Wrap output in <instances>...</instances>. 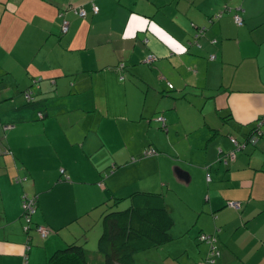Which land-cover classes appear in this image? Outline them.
I'll list each match as a JSON object with an SVG mask.
<instances>
[{
	"label": "crops",
	"instance_id": "1",
	"mask_svg": "<svg viewBox=\"0 0 264 264\" xmlns=\"http://www.w3.org/2000/svg\"><path fill=\"white\" fill-rule=\"evenodd\" d=\"M191 24L203 28L195 40ZM261 118L264 0H0V264H46L66 244L82 246L89 218L99 221L96 209L110 195L161 194L191 182L202 194L196 216L210 215L194 222L193 239L216 238L212 264H264V125L253 146L238 150L228 139L240 143ZM179 124L196 162L173 159L152 142ZM146 147L157 155L141 158ZM55 190L70 204L58 220L49 214L59 203ZM21 195H36L32 225L58 232L74 224L69 240L24 233ZM174 233L139 253L149 264L207 257L209 245H187Z\"/></svg>",
	"mask_w": 264,
	"mask_h": 264
},
{
	"label": "trees",
	"instance_id": "2",
	"mask_svg": "<svg viewBox=\"0 0 264 264\" xmlns=\"http://www.w3.org/2000/svg\"><path fill=\"white\" fill-rule=\"evenodd\" d=\"M222 11H228V8L224 7ZM59 15V18H61V13ZM84 16L77 17L84 18ZM199 29L200 28L196 29L197 32L199 31ZM201 29L202 31L198 33L200 36L203 32V28ZM210 43H214V41H210ZM153 59L154 57H152L150 61H152ZM150 61L145 62L148 63ZM122 67L123 65L121 64L118 68L122 69ZM168 85L169 84H167V88ZM22 97L25 103H29L32 101V93H30V91L23 92ZM37 117L38 119H41L42 114L38 113ZM156 118L154 119V121H156ZM261 120L262 118L259 119V121ZM263 122L259 126L255 125L251 130H249V132L242 140V143L247 142L249 137L253 134H256L257 131H259L260 134V127L264 125ZM159 124L160 128L162 130H165L164 123L163 125H161V123ZM1 127L2 130H6L7 128L3 127L10 126L2 125ZM150 150L152 151V154H146V152ZM3 153L0 147V155ZM155 155H157V152L154 149L150 147L144 148V152L142 155L143 157H151ZM222 160L223 158L220 161L222 162ZM227 164L228 163L224 165ZM111 168L109 173L114 169L113 167ZM59 171L60 173L63 172L62 170ZM61 178L63 181L67 180L66 176H63ZM15 181L20 182L21 180L15 178ZM101 183L102 178L101 181L97 184L101 185ZM23 196L24 195H21L20 199H22ZM121 200H127L128 205L122 210H116L115 206ZM30 201L33 206L34 212V210L36 209V195L31 196ZM21 203L22 200H20V204ZM99 206H102V209L99 215L100 234L96 241V250L97 254L102 260V263L100 264H133L134 254L143 252L148 249L156 248L162 244L167 243L170 240L168 230L172 225V220L165 208L163 196L160 193L134 191L129 193L124 198L110 195L109 198L102 202ZM33 212L31 215H29V220L27 221V223L25 222L23 225L24 227H27L26 230L23 229L24 233H28L33 230L36 232L37 227H40L39 225H32L31 218ZM23 214L24 212L21 208V212L19 214L20 217ZM46 264H99V262L95 261L94 258L89 257L88 253L82 248L80 244L77 243V241H73L69 244H66L63 248L54 251L47 259Z\"/></svg>",
	"mask_w": 264,
	"mask_h": 264
},
{
	"label": "rangeland",
	"instance_id": "3",
	"mask_svg": "<svg viewBox=\"0 0 264 264\" xmlns=\"http://www.w3.org/2000/svg\"><path fill=\"white\" fill-rule=\"evenodd\" d=\"M130 95H133V93L131 92ZM151 102L154 103L153 100H151ZM156 128H158V127H156ZM182 128H183L182 124L175 126V128L172 127L167 135L164 134V135H159L157 137L153 136L152 142L154 144H155V141L158 142L160 147L163 150H165L168 155L173 157V159L184 157L185 160H189L190 162H196L197 157L195 155H193V151H189V146L191 144L187 143L184 140L182 141V139L180 138L181 133L182 134L184 133V129H182ZM175 132L178 133L177 136H176ZM137 139L138 138H136V137H134L133 139L128 138L130 151H132L136 147ZM239 142L242 143V141H239ZM116 148H117V145H116ZM130 151H127V149L126 150L124 149V156H127L128 159L131 158L130 157L131 155L130 156L128 155V152H130ZM143 152H144V148H142L140 150V153H141L140 157L141 158L143 157L142 156ZM145 170L146 169H143V172ZM137 174H139V172ZM15 178H13V180H12L14 183L18 184L21 182V181L16 182ZM138 178L141 179L142 178L141 175ZM146 179L144 178L143 180H140V181L143 182V181H146ZM163 191H164V193H161V194L163 195L166 208H167V210H168V212H169V214L173 220V225L171 226L168 233L175 237L174 232H176V234H178V232H179L180 238L187 245L190 244L192 246V244H193V247H194V242H196L198 239V238L193 239L194 236L192 235L193 229H194V222L197 220V224H198V222L202 221V218L210 217L208 210H202V211L199 210L198 211L199 214L196 216L197 211H195L194 208H197V205H198L196 203L197 197H199L201 199L202 194L201 193L198 194V192L196 191V188L194 186V182H191V185L187 189L177 188L174 190H170V189L166 190V188L164 187ZM54 192H55L54 196L59 203L57 204L56 207L52 208V210L50 211L49 214L51 216H53L51 218L58 220L60 218V216H62L64 213H66L67 209L70 207V204L66 203V197L62 194V191L55 190ZM26 197L31 198V196H28V195H26ZM20 200H22V199H20ZM201 204H202V206H204L202 201H201ZM127 205H128L127 200H121L115 206V209L116 210H122V209L126 208ZM21 207H22V204H20V212H21ZM101 207H97L96 211L99 212V208H101ZM35 210L33 212V215L35 213ZM197 210H198V208H197ZM33 215H32V217H33ZM20 219H21L22 225H23V223H25L23 216H21ZM93 219H94V217L89 218V221L91 222L92 226H90L89 230L87 231L86 241L82 245V248L88 253L89 257L94 258V260L99 262V264H100V263H102V260H101L100 256L97 254V250H96V241H97V238L99 236L98 234H100V223H99V221H97L95 223V225H93V221H91ZM39 226L42 229H44V231H45L44 237H46V239L56 236L59 240H64L67 238L69 240L70 234L75 229L74 224H68L64 228L58 230V232L49 226L48 227L43 226V225H39ZM22 227H24V226H22ZM95 229H96V231H95ZM31 233L36 235L37 240L44 238L41 236V234L38 231L35 232L33 230ZM197 236L198 235L196 234V237ZM202 244H204L206 247L208 246V244L206 242H201V244L199 246H202ZM183 246H185V245L183 244ZM151 251H153V250H151ZM152 253H154V252H152ZM149 258H150L149 255L147 256L146 253L145 254L136 253L133 256V264H149V262H148ZM193 263H195V262L193 261Z\"/></svg>",
	"mask_w": 264,
	"mask_h": 264
},
{
	"label": "built area",
	"instance_id": "4",
	"mask_svg": "<svg viewBox=\"0 0 264 264\" xmlns=\"http://www.w3.org/2000/svg\"><path fill=\"white\" fill-rule=\"evenodd\" d=\"M92 13H96V7L92 6L91 7ZM75 14L79 17H83L84 16V11L82 9H77L75 11ZM60 16V15H59ZM233 22L237 25L240 26L241 25V20L238 16H233ZM60 30L62 33H65L67 30V22L64 19H61L60 22ZM213 57H210V59H212ZM152 59L151 56H148L146 58V61H150ZM168 88H171L170 85H168ZM27 97V94H26ZM163 119L161 117L156 118V122L161 123V125H163ZM264 121V119H262L261 121H259V123L257 124V126H259L262 122ZM3 128H8V127H3ZM259 135V131H257L256 134H253L249 137V139L247 140V142H243V143H238L235 141V139L233 138H229L230 143L238 150H242L245 145H255L256 140H257V136ZM146 154L150 155L152 154V151H147ZM234 158V152L231 151L229 152L225 158H223L222 162L223 164L228 163L229 161L233 160ZM22 210L24 212V214L22 215L25 222L27 223V221L29 220V215L32 214L33 212V206L31 204L30 198H27L25 195L22 197ZM227 206L231 207L233 209H238L239 205L237 203L234 202H227ZM26 226L23 228L24 230H26ZM36 231H38L42 237H44L45 235V231L44 229H42L41 227H37ZM198 240L200 242H206L209 245V251H208V255L205 259L201 260L198 264H212L214 262V257L217 256V252L214 250V243L216 242V239L214 236H205L203 234L199 235Z\"/></svg>",
	"mask_w": 264,
	"mask_h": 264
},
{
	"label": "water",
	"instance_id": "5",
	"mask_svg": "<svg viewBox=\"0 0 264 264\" xmlns=\"http://www.w3.org/2000/svg\"><path fill=\"white\" fill-rule=\"evenodd\" d=\"M228 11H229V9H228ZM220 15V13L219 14H217L216 16H219ZM191 26L192 27H194V29H197V27H195L194 25H192L191 24ZM200 31H202V29L200 28L199 29V31L197 32V30H196V32H195V34L193 35V39L195 40L197 37H199L200 35L198 34ZM194 45L196 46V47H199V45L198 44H196V43H194Z\"/></svg>",
	"mask_w": 264,
	"mask_h": 264
}]
</instances>
